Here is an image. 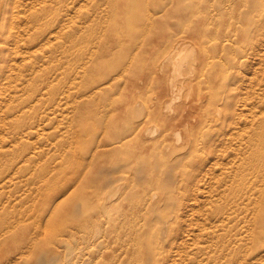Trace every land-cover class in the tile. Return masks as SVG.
Masks as SVG:
<instances>
[{"label":"rangeland","instance_id":"obj_1","mask_svg":"<svg viewBox=\"0 0 264 264\" xmlns=\"http://www.w3.org/2000/svg\"><path fill=\"white\" fill-rule=\"evenodd\" d=\"M12 8L0 264H264V0Z\"/></svg>","mask_w":264,"mask_h":264},{"label":"bare ground","instance_id":"obj_2","mask_svg":"<svg viewBox=\"0 0 264 264\" xmlns=\"http://www.w3.org/2000/svg\"><path fill=\"white\" fill-rule=\"evenodd\" d=\"M23 10H25L24 9V7H23ZM18 19H19V16H18ZM14 20H15V16H14V12H13V8H12V0H0V45H4V46H10V43L12 42V38H14L13 37V35H12V32H11V25L14 23ZM3 43V44H2ZM179 46V45H178ZM1 48V47H0ZM178 48V47H177ZM174 49H175V46H174ZM173 49V50H174ZM179 49V48H178ZM172 50V51H173ZM178 51V50H177ZM176 51V52H177ZM171 52V51H170ZM169 52V53H170ZM185 52V51H184ZM168 54V53H167ZM168 56V55H167ZM183 57H184V53L183 52H179V53H175V55H174V61H173V63H174V67H175V71H174V75H173V77L169 80V82L167 83L168 84V86H167V100H168V102L166 103V105H168L167 107H170V105H171V102H173L174 101V95H175V93H176V91H177V89L178 88H176L177 87V82H176V75H177V73H180V69L182 68V67H184V63H180L179 65H177L176 63H177V61H183ZM167 58V57H166ZM164 59V58H163ZM172 60V59H171ZM162 61V60H161ZM162 65V64H161ZM195 65V64H194ZM195 67V66H194ZM187 80V79H186ZM185 84V83H184ZM166 100V101H167ZM187 112V110L186 109H184V110H182L181 112H178V113H180V114H176L175 115V118H179L178 120H179V122L180 121H183L184 120V118L185 117H189V116H185L184 117V115H185V113ZM186 115H187V113H186ZM184 117V118H183ZM175 118H169V120H167V124L168 125H175V123H177V120H176V122H174L173 123V121H172V119H174L175 120ZM180 119H183V120H180ZM185 121V120H184ZM181 123V122H180ZM179 123V124H180ZM183 123V122H182ZM181 123V124H182ZM178 124V123H177ZM170 126V127H171ZM172 128V127H171ZM171 128H169V129H171ZM169 129L167 128V130L166 131H168L169 132ZM165 130V129H164ZM39 132V131H38ZM37 132V133H38ZM40 133V132H39ZM147 140H149V139H147ZM5 180V179H4ZM3 180V181H4ZM118 192H119V188H116V189H113L112 191H111V194H110V196L107 198V208H110L111 209V207L113 206V200H114V198L116 197V195L118 194ZM118 198H120V197H118ZM117 200H115V202H116ZM124 207V206H123ZM106 210V209H105ZM107 211H109V210H107ZM135 213V212H134ZM108 215V214H107ZM123 220V219H122ZM129 223V222H128ZM127 225V224H126ZM129 225H130V223H129ZM47 228V227H46ZM45 228V229H46Z\"/></svg>","mask_w":264,"mask_h":264}]
</instances>
